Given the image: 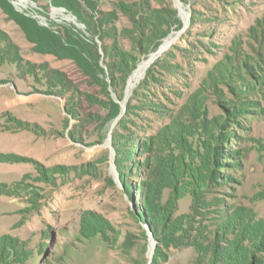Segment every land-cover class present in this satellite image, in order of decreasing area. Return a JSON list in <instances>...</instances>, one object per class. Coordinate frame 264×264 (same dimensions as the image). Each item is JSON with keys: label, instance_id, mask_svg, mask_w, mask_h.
Listing matches in <instances>:
<instances>
[{"label": "rangeland", "instance_id": "1", "mask_svg": "<svg viewBox=\"0 0 264 264\" xmlns=\"http://www.w3.org/2000/svg\"><path fill=\"white\" fill-rule=\"evenodd\" d=\"M78 1L110 25L118 18L119 28L130 26L118 10L123 0ZM179 1L189 24L183 29L175 5L177 21L168 36H180L160 56L163 67H155L147 89L131 101L132 114L119 130L125 143L117 149L113 131L125 110L96 69L97 62L106 68L102 40L95 37L98 54L87 24L51 0H0V237L25 243L14 264H151L154 239L150 233L144 239L133 211L152 146L159 140L175 146L183 135L194 159L203 154L209 143L203 130L229 116L232 88L264 70V0ZM24 17L42 30L26 31ZM123 46L140 56L128 39ZM44 68L60 70L63 86L48 83ZM93 71L96 76L87 75ZM255 99L249 104L255 111L230 142L234 155H225L241 164L228 169L234 187L224 190L221 183L215 194L227 199L229 214L264 228V93ZM118 104L121 113L114 117ZM191 201L181 199L178 213H189ZM221 208L213 207L208 228L229 218ZM95 230L107 232L95 236ZM129 233L140 245L128 251ZM163 254L161 264H200L192 246Z\"/></svg>", "mask_w": 264, "mask_h": 264}, {"label": "trees", "instance_id": "2", "mask_svg": "<svg viewBox=\"0 0 264 264\" xmlns=\"http://www.w3.org/2000/svg\"><path fill=\"white\" fill-rule=\"evenodd\" d=\"M51 1L55 6H65L72 10L87 24L94 41L89 44L98 54L99 48L95 43V37L102 40L101 47L105 54L103 63L106 68L97 62L96 69L106 74L107 80H104L103 85L106 87L110 85L121 101L125 99L128 80L142 60L141 56L148 57L157 51L177 21L178 9L173 0H153L163 5V8L159 9L152 7L149 0L120 1L118 10L130 22V26L122 28L116 24L118 18H114L115 23L110 25L104 17L92 15L87 6L78 0ZM181 1L186 2V0ZM20 23L26 31H30V27L42 30L34 20L27 17L22 18ZM50 35H53L52 32ZM108 39L110 42H106ZM125 39L135 46L140 56L125 50L123 46ZM48 43L54 46V53H59L58 44H54L51 40H48ZM156 66L163 67L160 56L150 65L145 77L133 89L130 100L126 103L125 112L116 124L112 144L117 149L125 143L120 138L119 130L132 114L131 101L137 99L138 95L147 89L148 83L153 81V71ZM44 70L48 83H56L57 87L63 86L65 78L61 76L60 70L56 68H44ZM262 72L263 75L257 77L251 74V80L242 87L232 88L235 100L225 105L229 116L224 117L221 123L212 122L208 130H203V135L209 142L203 154L197 155L194 159L189 153L190 147L184 142L183 135L178 142L176 141L175 146H172L175 141L169 145L166 140H159L156 148L152 146L154 154L149 155L142 166L145 180L141 182L139 204L136 211H133L134 217L150 228L156 240L151 264H161L164 250L183 246H192L197 250L200 254V264H264V228L236 216L235 213L229 214L225 208L227 199L215 194L217 186L221 183L224 190L234 187L229 170L241 164L227 162L225 155H234L230 149V142L236 138L237 125L240 127L241 121L243 123L248 121L251 112L255 111L250 109L253 106L249 104L264 93V70ZM87 75L94 77L97 74L93 71L88 72ZM121 109L118 104V111L114 117L120 115ZM171 146L174 148L173 152L168 150L172 148ZM228 166L230 168H226ZM0 193L4 194L5 191L0 190ZM187 196H191L192 199L190 212L180 214L179 201ZM215 206L223 207L220 209L224 211L223 215L230 216L226 218L222 227L208 228L205 220L210 219ZM94 224H89V227L97 229ZM101 229L106 230L105 227ZM103 232L105 234L107 231ZM227 232L233 237L227 236ZM142 233L147 241L148 230L145 229ZM98 234L104 235L99 233V230L93 233L95 236ZM20 242L22 246L25 245L23 241L10 234L0 237V264L16 262ZM138 245L140 244L135 240L134 235L129 233L124 241L125 249L129 251L137 248ZM146 245L145 243L144 247ZM140 251H142L141 246Z\"/></svg>", "mask_w": 264, "mask_h": 264}, {"label": "bare ground", "instance_id": "3", "mask_svg": "<svg viewBox=\"0 0 264 264\" xmlns=\"http://www.w3.org/2000/svg\"><path fill=\"white\" fill-rule=\"evenodd\" d=\"M177 7L180 10V15L184 23H187L188 18H189L188 11L185 9L183 4L179 1H177ZM179 36H180V33L178 31L171 34L170 36L166 37L163 40L161 47L158 49L159 50L158 52L155 51L156 53H153L148 57L142 58L143 60L140 61V63L138 64V67L133 71L132 75L130 76L128 80V84L126 88V93L128 95L131 94L133 88H135V86L139 84L140 80L145 76L150 65L157 59L159 55H162L166 50H168L173 45V43L177 41ZM124 104L125 103L123 102L122 105L124 106ZM153 250H154V243L151 244L150 246L149 254H152Z\"/></svg>", "mask_w": 264, "mask_h": 264}, {"label": "water", "instance_id": "4", "mask_svg": "<svg viewBox=\"0 0 264 264\" xmlns=\"http://www.w3.org/2000/svg\"><path fill=\"white\" fill-rule=\"evenodd\" d=\"M175 1V5L177 6V1H179V0H174ZM180 2V1H179ZM179 9V8H178ZM179 12H180V10H179ZM188 14H189V16H190V13L188 12ZM188 24H189V18H188V22L187 23H185V25H184V27H183V29H185L187 26H188ZM160 47H161V45H160ZM159 47V48H160ZM158 48V49H159ZM159 50H157L156 52H158ZM156 52H153V53H156ZM152 53V54H153ZM159 56H161V55H159ZM158 56V57H159ZM157 57V58H158ZM129 96L130 95H128L127 93H126V96H125V99H124V101H121L120 99H118L117 97H116V99L119 101V102H124L125 104H124V106H123V111L126 109V102H127V100H128V98H129ZM142 225H143V227L146 229V230H148V233H150V236L152 237V239H154V237H153V235H152V233H151V230H150V228L149 227H147V225L146 224H144L143 222L141 223ZM155 244H156V240L154 239V247H155ZM153 252H154V250H153ZM153 252H152V254H150V262L152 261V255H153Z\"/></svg>", "mask_w": 264, "mask_h": 264}]
</instances>
